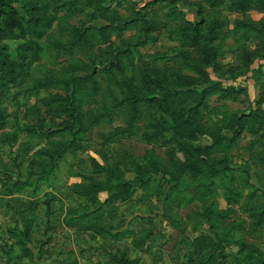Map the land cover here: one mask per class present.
I'll use <instances>...</instances> for the list:
<instances>
[{
	"label": "rangeland",
	"instance_id": "rangeland-1",
	"mask_svg": "<svg viewBox=\"0 0 264 264\" xmlns=\"http://www.w3.org/2000/svg\"><path fill=\"white\" fill-rule=\"evenodd\" d=\"M0 264H264V0H0Z\"/></svg>",
	"mask_w": 264,
	"mask_h": 264
},
{
	"label": "trees",
	"instance_id": "trees-1",
	"mask_svg": "<svg viewBox=\"0 0 264 264\" xmlns=\"http://www.w3.org/2000/svg\"><path fill=\"white\" fill-rule=\"evenodd\" d=\"M200 19V18H199ZM198 19V20H199ZM198 22V21H197ZM197 29H195V31H196ZM87 31H88V29L87 28H82V29H78V28H76L75 29V36L77 37V39H80V38H82L86 33H87ZM156 96H155V94H150V97H149V99H152V98H155ZM72 100V96H68L67 97V102H66V104H65V107H67L68 109H69V114H67L68 116H71L74 120H73V122H76L77 123V121H78V118H77V115H75V111H74V109H73V106H72V104H71V101ZM72 127H73V123H68V124H63V126H62V128H60V129H58L57 131H60L61 129H72ZM116 129V132L117 133H123V132H126L127 130H128V128L127 127H125V128H122V127H117V128H115ZM186 168V165L185 164H180L179 166H177L175 169H176V176H174V177H176V180H175V182H177L178 181V179H179V174L181 173V171L182 170H184ZM94 171H108V169L106 168V167H104V166H101V165H99V164H97V166H96V168H95V170ZM109 174H111V176L113 175V172L112 171H109ZM93 179V178H92ZM91 179V180H92ZM119 179V184L118 185H124V184H127L128 186H131L130 185V182H126V181H124V180H121L120 178H118ZM93 181V185H95V186H97V187H100V184L98 183V181H96V180H92ZM118 185H116V186H118ZM116 186H114V187H116ZM101 187H104V188H111V187H113V186H111V185H108V186H101ZM129 192H127L126 194H128ZM123 195H125V194H123L122 193V191L121 192H116V193H113V194H110L109 195V197H108V199L107 200H112V199H114V198H116V197H119V196H123Z\"/></svg>",
	"mask_w": 264,
	"mask_h": 264
}]
</instances>
